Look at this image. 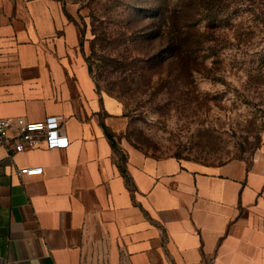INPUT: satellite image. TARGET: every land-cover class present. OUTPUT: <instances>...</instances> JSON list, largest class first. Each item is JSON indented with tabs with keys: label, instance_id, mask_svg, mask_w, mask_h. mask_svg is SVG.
Instances as JSON below:
<instances>
[{
	"label": "crops",
	"instance_id": "0c3cea01",
	"mask_svg": "<svg viewBox=\"0 0 264 264\" xmlns=\"http://www.w3.org/2000/svg\"><path fill=\"white\" fill-rule=\"evenodd\" d=\"M76 12L0 0V117L63 115L69 141L0 146V264H264V122L248 161L117 143L128 118L85 63Z\"/></svg>",
	"mask_w": 264,
	"mask_h": 264
},
{
	"label": "rangeland",
	"instance_id": "374dc122",
	"mask_svg": "<svg viewBox=\"0 0 264 264\" xmlns=\"http://www.w3.org/2000/svg\"><path fill=\"white\" fill-rule=\"evenodd\" d=\"M73 1L85 63L128 118L117 143L202 163L250 160L264 122V0ZM162 12L178 20V49L164 43Z\"/></svg>",
	"mask_w": 264,
	"mask_h": 264
},
{
	"label": "built area",
	"instance_id": "2783aa9c",
	"mask_svg": "<svg viewBox=\"0 0 264 264\" xmlns=\"http://www.w3.org/2000/svg\"><path fill=\"white\" fill-rule=\"evenodd\" d=\"M63 123V115H49L41 121H29L23 117H0V146L10 155L40 146L66 147L69 141L61 133ZM15 171L21 177L40 174L42 167L24 166Z\"/></svg>",
	"mask_w": 264,
	"mask_h": 264
},
{
	"label": "trees",
	"instance_id": "16d2710c",
	"mask_svg": "<svg viewBox=\"0 0 264 264\" xmlns=\"http://www.w3.org/2000/svg\"><path fill=\"white\" fill-rule=\"evenodd\" d=\"M164 12L160 13V29L162 32V38L164 40V43L170 45L173 47V49H178V47L181 45L179 42L182 38V34H179V23L176 18L171 15L168 17V19L164 18ZM166 24H169L168 26H165ZM165 26V27H164ZM163 27V28H162ZM181 75H183L188 82L191 81L192 77V67H190L187 63L183 62L179 66ZM90 71V70H89Z\"/></svg>",
	"mask_w": 264,
	"mask_h": 264
}]
</instances>
